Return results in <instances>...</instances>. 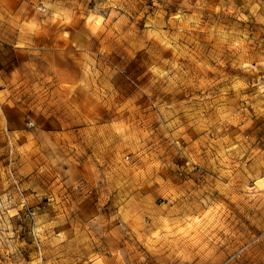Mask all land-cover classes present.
<instances>
[{"label": "rangeland", "instance_id": "obj_1", "mask_svg": "<svg viewBox=\"0 0 264 264\" xmlns=\"http://www.w3.org/2000/svg\"><path fill=\"white\" fill-rule=\"evenodd\" d=\"M0 264H264V0H0Z\"/></svg>", "mask_w": 264, "mask_h": 264}]
</instances>
